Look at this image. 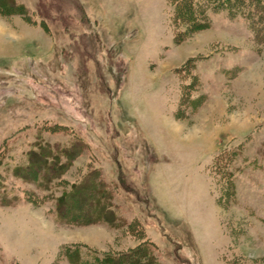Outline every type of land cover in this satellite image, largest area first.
<instances>
[{"label":"rangeland","instance_id":"1","mask_svg":"<svg viewBox=\"0 0 264 264\" xmlns=\"http://www.w3.org/2000/svg\"><path fill=\"white\" fill-rule=\"evenodd\" d=\"M10 1L0 264H264V15L192 0L205 25L187 27L171 23L175 0ZM37 141L79 143L54 152L65 167L48 182L46 168L14 171ZM93 176L110 196L104 217L58 219L60 199Z\"/></svg>","mask_w":264,"mask_h":264},{"label":"trees","instance_id":"2","mask_svg":"<svg viewBox=\"0 0 264 264\" xmlns=\"http://www.w3.org/2000/svg\"><path fill=\"white\" fill-rule=\"evenodd\" d=\"M204 1L208 2V0H204ZM212 1H215V0H212ZM10 2L14 6L13 4L14 2H12V0ZM251 2L254 4V7L250 5L249 0H232L230 4L233 9L234 8L239 9L242 13H244L247 19H250V20L257 19L258 11L261 13V15H264V3H263V7L261 8V10H257L255 12L257 1L251 0ZM16 13L24 15L26 11L24 10V8H22L21 10L17 9ZM248 16H251V17L248 18ZM177 21L183 22L184 24L187 25V27L191 26V24H195V22L203 23V25H205L204 9L202 8V4H199L197 2L194 3L192 2V0H180V1L175 0L174 9H173L172 17H171L172 25L176 26ZM256 26L258 27V29L261 27V25L260 24L258 25V23ZM180 38H181L180 33L178 31H174L173 40L179 41ZM78 144H79L78 142H70L67 147L61 148L57 144H55V146L50 147L48 143L41 145L40 142L37 141L34 144L33 148L26 152L25 154L26 160L22 161V163L15 166L14 168L15 174L23 178H27V175L31 172V169L33 167L37 168V173L40 171V169L46 168L47 169L46 174L43 177V179L46 182H48L50 178L55 177L59 173H61L65 167L64 165H62L63 163L57 162V154L54 152L60 151L65 156H70L69 155L70 151L68 149H73V147L78 146ZM47 158L51 159L49 163L46 162ZM91 175L92 174H88V176H91ZM32 176L34 177V173ZM88 179L89 177L85 178L84 179L85 182L83 181V183L79 184V186L75 190L66 192V195L62 197V200L60 199L61 204L59 203V206L55 208L56 209L55 213H56L57 218L64 221V223L81 224L84 222L85 223L93 222V221L96 222L98 220V217L99 218L104 217L106 210H104L103 207L105 206L104 205L105 201L109 199L110 196H108V193L105 192L104 190L100 191L99 189H96V185L98 186V188L102 187V185L99 181H97L98 179L95 176H93L90 179L94 181V183L91 185L88 184L90 182V180ZM38 186L39 188L43 187L41 185H38ZM94 196L96 198H94ZM64 199L65 200L67 199L68 201L73 202L74 204L73 207L75 209L74 213L69 211L70 208L68 205H65L67 201L65 202ZM91 212H94V213L92 214ZM91 214L92 215L96 214V216L93 217L91 216ZM147 247L148 245L142 246V250L149 253L150 251L149 249H147ZM74 256L78 257V254ZM140 260H141V257H136L135 259L131 260V263L132 264H147V262L141 263ZM126 261L127 260L125 259L117 258V259H114V262H115L114 264H120V263L125 264L127 263Z\"/></svg>","mask_w":264,"mask_h":264}]
</instances>
